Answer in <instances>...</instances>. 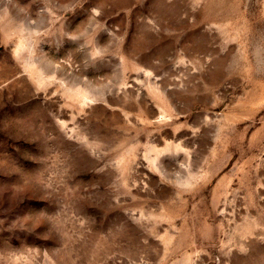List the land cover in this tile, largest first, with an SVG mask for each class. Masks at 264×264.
<instances>
[{
	"label": "rangeland",
	"instance_id": "374dc122",
	"mask_svg": "<svg viewBox=\"0 0 264 264\" xmlns=\"http://www.w3.org/2000/svg\"><path fill=\"white\" fill-rule=\"evenodd\" d=\"M0 264H264V0H0Z\"/></svg>",
	"mask_w": 264,
	"mask_h": 264
}]
</instances>
